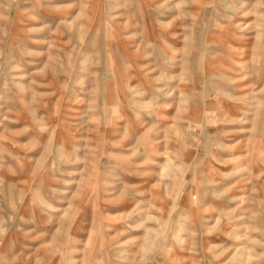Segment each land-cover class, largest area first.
Returning a JSON list of instances; mask_svg holds the SVG:
<instances>
[{"label": "rangeland", "instance_id": "rangeland-1", "mask_svg": "<svg viewBox=\"0 0 264 264\" xmlns=\"http://www.w3.org/2000/svg\"><path fill=\"white\" fill-rule=\"evenodd\" d=\"M0 264H264V0H0Z\"/></svg>", "mask_w": 264, "mask_h": 264}]
</instances>
